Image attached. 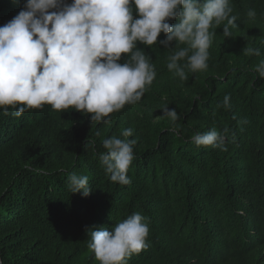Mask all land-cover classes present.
I'll use <instances>...</instances> for the list:
<instances>
[{
  "label": "trees",
  "instance_id": "obj_1",
  "mask_svg": "<svg viewBox=\"0 0 264 264\" xmlns=\"http://www.w3.org/2000/svg\"><path fill=\"white\" fill-rule=\"evenodd\" d=\"M70 3V0H66ZM25 0H0V26ZM237 27L211 29L208 67L181 80L167 69L159 41L137 47L157 73L141 101L106 118L50 106L13 115L0 110V260L3 264H99L87 229L146 217L147 247L125 264H264V0H230ZM255 10L250 19L247 13ZM133 18H138L133 6ZM174 26L177 21H170ZM244 48L258 49L249 55ZM125 57H122L123 63ZM230 97V107L223 104ZM175 108L176 121L163 117ZM133 129L128 185L111 181L103 141ZM225 134V150L197 147L194 136ZM88 177L73 194L68 177Z\"/></svg>",
  "mask_w": 264,
  "mask_h": 264
},
{
  "label": "clouds",
  "instance_id": "obj_2",
  "mask_svg": "<svg viewBox=\"0 0 264 264\" xmlns=\"http://www.w3.org/2000/svg\"><path fill=\"white\" fill-rule=\"evenodd\" d=\"M17 0H13L16 3ZM230 0H25L23 8L0 26V110L7 115L25 111L74 109L87 113L91 121L105 122L125 105L141 101L156 78L151 57L137 47L159 43L171 50L167 69L181 80L186 72L205 71L209 48L216 35L211 29L226 21L222 29L231 37L237 17L231 15ZM133 6L138 18H133ZM250 19L255 10L247 13ZM170 21H177L173 26ZM249 55L258 49L244 48ZM122 57H125L121 63ZM264 78V60L257 66ZM230 97L222 105L230 107ZM163 117L178 119L175 108L164 107ZM212 129L194 136L197 147H225V134ZM125 139L103 141L100 161L111 181L128 185V170L134 160L133 129L122 131ZM73 194H91L88 177H68ZM146 217L133 213L109 230L88 228V248L99 264H125L126 258L147 247ZM0 264L3 261L0 260Z\"/></svg>",
  "mask_w": 264,
  "mask_h": 264
}]
</instances>
